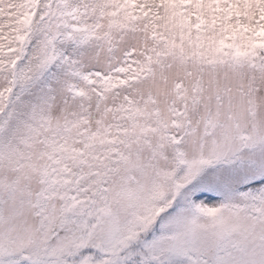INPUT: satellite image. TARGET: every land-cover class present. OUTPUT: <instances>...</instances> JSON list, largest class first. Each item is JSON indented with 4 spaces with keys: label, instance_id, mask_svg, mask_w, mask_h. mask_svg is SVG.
I'll use <instances>...</instances> for the list:
<instances>
[{
    "label": "snow or ice",
    "instance_id": "1",
    "mask_svg": "<svg viewBox=\"0 0 264 264\" xmlns=\"http://www.w3.org/2000/svg\"><path fill=\"white\" fill-rule=\"evenodd\" d=\"M0 264H264V0H0Z\"/></svg>",
    "mask_w": 264,
    "mask_h": 264
}]
</instances>
